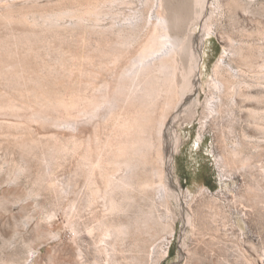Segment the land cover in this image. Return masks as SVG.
<instances>
[{"label": "bare ground", "instance_id": "bare-ground-1", "mask_svg": "<svg viewBox=\"0 0 264 264\" xmlns=\"http://www.w3.org/2000/svg\"><path fill=\"white\" fill-rule=\"evenodd\" d=\"M17 1L0 5V24L10 26H3L8 34L12 25H23L21 36L10 33L0 40V87L1 81L7 82L2 88L10 86L17 93L4 91L0 103L16 114L25 109L28 113L22 114L29 121L75 129L83 121L91 127L85 140H48L40 158L43 172L33 184L59 199L67 191L50 179L52 167L70 150L77 154L73 181L69 179L74 186L81 182L73 220L69 213L77 241L75 263L150 264L147 242L170 228V200L176 196L170 184L173 161L165 157L170 115L176 110L189 120L195 116L201 50L203 40L213 32V14L226 11L235 23L240 14L264 16V4L256 7L254 0H137L138 5L135 0H66L43 6L36 0ZM200 23L205 32L197 40L189 27ZM239 33L240 41L226 35V55L214 68L202 104L203 119L208 120L203 126L228 123L227 128L214 126L222 142L216 161L225 174L235 165L248 167L250 161L242 154L241 143L229 145L224 139V129L232 131L233 111L245 109L250 102L264 106V48L254 43L258 39L264 45V22L257 18L251 31ZM26 53L39 57L35 56L36 61L32 54L29 59L21 57ZM254 89L257 94H252ZM245 110L255 128L264 132V108ZM22 142L29 147L30 143ZM241 196L235 203L246 198ZM206 204L217 209L213 203ZM160 208L165 213H159ZM218 211L212 214L221 215ZM85 214L89 217L83 221ZM193 219L187 217V222ZM81 233L91 241L87 253L78 242ZM128 240L132 241L129 246ZM239 258L253 264L245 255Z\"/></svg>", "mask_w": 264, "mask_h": 264}, {"label": "rangeland", "instance_id": "rangeland-1", "mask_svg": "<svg viewBox=\"0 0 264 264\" xmlns=\"http://www.w3.org/2000/svg\"><path fill=\"white\" fill-rule=\"evenodd\" d=\"M6 1L18 2L0 0V5ZM47 2L65 3L66 0H36L38 5L43 6H46ZM253 3L257 7L264 4V0H254ZM135 4H139L137 0ZM134 5L133 7H136ZM221 11L213 14V32L203 40L202 59L198 71L201 85L197 91L199 106L195 110V116L189 120L176 110L170 115L171 122L166 135V141L170 145L165 157L166 159L171 157L173 161L170 184L176 196L170 200V210L173 214L171 213L168 219L169 231L166 230L167 232L164 231L147 242L146 250L151 253L153 259L150 264H245L239 258L242 255L253 264H264V132L255 128L247 118L245 110L246 107L263 110L264 106L250 102L244 104L245 109L235 108L231 132L227 131L228 123L225 121L219 124L216 122L217 126L214 125L217 128L223 124L226 127L224 129L226 143L229 145L234 142L241 143L242 154L250 157L248 167L242 168L237 164L238 166H233L227 174L223 173L216 161L217 156L222 153V142L216 138L217 129L213 124L208 123L204 126L201 124L208 122L203 119L202 104L206 99L214 68L220 58L226 55L223 44L226 35L232 34L234 40L240 41L242 37L239 31H251L257 18L264 22V16L240 14L238 20L231 23L228 13ZM102 23L105 24L106 21ZM14 25H12L14 30L11 29L12 26L9 29L11 35L21 36L23 25L19 23ZM3 26H0V37L11 36L8 29H5L7 33L4 30L8 26L4 28ZM204 27V24L200 23L191 25L189 30L199 40L205 32ZM1 38L0 40H5V37ZM67 40L70 42V38ZM254 40L255 44L264 48L261 41ZM39 53L46 55L44 50ZM28 54H21V57L24 58ZM30 55L28 59L34 56L32 59L36 61L37 55L31 57ZM38 57L39 55L37 59ZM47 58L49 60L50 56ZM1 82L6 87L4 83L7 82ZM4 88L0 90V94L9 91L10 95L14 90L10 86L8 89L12 91ZM257 91L252 90V94H257ZM15 92L12 96L17 94ZM8 94L6 93L7 96ZM3 106L5 104L0 103V264L10 262L30 264L34 260V264H76L77 241L73 232V202L80 190L81 182L74 186L69 179L72 178L70 180L73 181L77 154L70 150L52 167L50 179L62 183L61 186L67 191L59 199L49 190L37 188L33 181L43 172L44 165H41L43 162L40 158L44 156L48 140L53 137H58L64 142L76 137L85 140L91 134V127L83 121L77 124L76 129L29 121L23 117L22 113H28L25 109L18 112L22 111L20 113L22 116L18 113L17 116ZM21 142L31 145L26 148ZM69 146L72 149L73 146ZM68 181L71 185H67ZM246 192L249 193L250 201ZM240 195L241 198L243 195L246 198H242L241 203H235ZM206 203H213L219 211L212 210ZM159 211L165 213L163 208ZM217 211L221 215L212 214L216 212L214 214L217 215ZM70 212L72 218L69 217ZM48 214L53 216L48 218ZM84 216L87 219L88 215H83V221ZM187 217L194 218L191 224L187 222ZM69 218L72 219V223ZM78 236H80L78 242L82 243L80 245L82 251L87 253L91 248L90 239L84 233ZM128 242L126 245H131L132 241Z\"/></svg>", "mask_w": 264, "mask_h": 264}]
</instances>
